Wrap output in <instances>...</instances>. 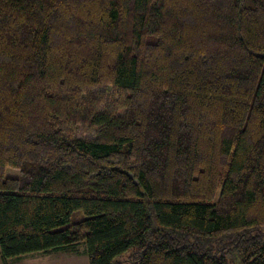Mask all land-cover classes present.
Masks as SVG:
<instances>
[{"label":"trees","instance_id":"trees-1","mask_svg":"<svg viewBox=\"0 0 264 264\" xmlns=\"http://www.w3.org/2000/svg\"><path fill=\"white\" fill-rule=\"evenodd\" d=\"M80 243L264 264V0H0V261Z\"/></svg>","mask_w":264,"mask_h":264},{"label":"rangeland","instance_id":"rangeland-1","mask_svg":"<svg viewBox=\"0 0 264 264\" xmlns=\"http://www.w3.org/2000/svg\"><path fill=\"white\" fill-rule=\"evenodd\" d=\"M9 175H16L18 170L8 168ZM83 217V212H74L72 221ZM0 264H89L86 247L83 243L78 244L73 249L63 251L34 252L21 257H12L1 260Z\"/></svg>","mask_w":264,"mask_h":264}]
</instances>
